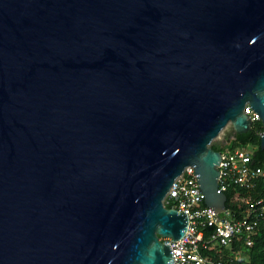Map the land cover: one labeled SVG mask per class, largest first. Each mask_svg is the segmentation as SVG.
<instances>
[{
    "label": "water",
    "instance_id": "obj_1",
    "mask_svg": "<svg viewBox=\"0 0 264 264\" xmlns=\"http://www.w3.org/2000/svg\"><path fill=\"white\" fill-rule=\"evenodd\" d=\"M246 106L264 149V0H0V264H173Z\"/></svg>",
    "mask_w": 264,
    "mask_h": 264
},
{
    "label": "built area",
    "instance_id": "obj_2",
    "mask_svg": "<svg viewBox=\"0 0 264 264\" xmlns=\"http://www.w3.org/2000/svg\"><path fill=\"white\" fill-rule=\"evenodd\" d=\"M243 113L249 117L251 127L260 123L259 116L249 106ZM260 136L261 132L254 139L259 145ZM248 147L225 148L219 152L217 188L225 196L229 193L225 209L220 213L215 214L204 204L192 167L184 168L172 182L163 206L185 212L188 221L181 239L159 237L160 242L170 245L173 264H230L247 260L242 250L233 247L251 248L253 236L264 221V160L254 163L256 145Z\"/></svg>",
    "mask_w": 264,
    "mask_h": 264
},
{
    "label": "trees",
    "instance_id": "obj_3",
    "mask_svg": "<svg viewBox=\"0 0 264 264\" xmlns=\"http://www.w3.org/2000/svg\"><path fill=\"white\" fill-rule=\"evenodd\" d=\"M262 132L261 123L254 124L250 130L246 133H235L233 139L226 146L227 149L233 150L236 147H245L247 145H256L253 150V162L261 163L264 160V149L260 148L259 143L254 142L257 133ZM214 151L219 152V148L215 145L210 146ZM227 199H229V193H226ZM254 244L251 248L233 247L234 250H242V254H245L247 260H238L230 264H264V221L259 225L255 235L253 236ZM225 260V256L222 257Z\"/></svg>",
    "mask_w": 264,
    "mask_h": 264
},
{
    "label": "rangeland",
    "instance_id": "obj_4",
    "mask_svg": "<svg viewBox=\"0 0 264 264\" xmlns=\"http://www.w3.org/2000/svg\"><path fill=\"white\" fill-rule=\"evenodd\" d=\"M235 134V131L230 123H228L223 130L219 133V135L212 140L210 143L211 145H215L217 148H219L220 151H224L226 146L229 144V142L233 139V136ZM256 137V136H255ZM253 145H249V149L252 148Z\"/></svg>",
    "mask_w": 264,
    "mask_h": 264
}]
</instances>
